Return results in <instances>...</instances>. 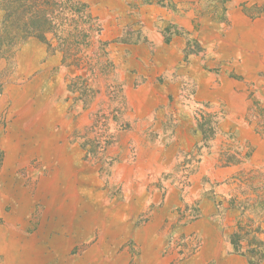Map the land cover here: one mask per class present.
<instances>
[{
  "label": "rangeland",
  "instance_id": "374dc122",
  "mask_svg": "<svg viewBox=\"0 0 264 264\" xmlns=\"http://www.w3.org/2000/svg\"><path fill=\"white\" fill-rule=\"evenodd\" d=\"M185 1L214 22L234 7L264 17V0ZM85 4L95 20L84 11L47 41L30 37L17 45L0 6V264L22 262L17 255L29 250L24 264H141L167 191L177 189L184 199L200 160L212 154L213 143L200 141L161 167L179 123L173 115H143L148 101L131 92L142 82L123 80L101 36L103 23ZM194 40L195 49H204ZM186 89L193 93L194 84ZM188 105L198 113V130L206 106ZM199 182L211 197L220 184L209 175ZM253 190L241 189L234 205L240 220L250 217L255 227L264 216V191L256 197ZM197 210V201L178 208L173 226L194 220ZM71 217L81 227L76 238L67 230ZM167 237L172 243V230ZM180 253L177 263L188 256Z\"/></svg>",
  "mask_w": 264,
  "mask_h": 264
},
{
  "label": "crops",
  "instance_id": "0c3cea01",
  "mask_svg": "<svg viewBox=\"0 0 264 264\" xmlns=\"http://www.w3.org/2000/svg\"><path fill=\"white\" fill-rule=\"evenodd\" d=\"M79 1L91 4L93 15L103 23L101 36L126 84L134 87L142 82L130 90L148 101L143 104V115H173L179 123L161 167L203 139L193 119L198 113L188 103L206 106L202 111L221 116L211 157L204 155L200 160L189 193L181 199L179 190L167 191L159 209L163 216L152 222L157 227L149 232L151 242L144 247L141 264H250L247 255L233 250L229 239L242 213L229 203V196L235 197L247 186L257 192L252 196L264 191V114L258 112L264 110V17L251 18L243 8L234 7L226 11V21L214 22L200 6L187 5L185 0H166L165 4ZM196 38L204 49H195ZM189 84H194L193 93L187 92ZM161 106L163 110L157 111ZM161 127L157 123L155 129ZM205 175L220 183L213 197L198 183ZM196 201L197 217L173 226L178 208L183 210L186 203ZM260 225L264 229V216ZM171 230L174 240L169 243ZM181 249L188 256L177 263Z\"/></svg>",
  "mask_w": 264,
  "mask_h": 264
},
{
  "label": "trees",
  "instance_id": "16d2710c",
  "mask_svg": "<svg viewBox=\"0 0 264 264\" xmlns=\"http://www.w3.org/2000/svg\"><path fill=\"white\" fill-rule=\"evenodd\" d=\"M143 2L165 4L166 0H143ZM0 6L5 12L3 27L9 34L11 44L16 45L30 37L47 41L50 32L60 33L66 25L72 24L74 20L77 21V14L84 15V11L87 12L86 18L94 19L89 13V6L79 0H0ZM82 32L84 38L89 36L87 32ZM201 117L198 128L203 135L202 141L211 143L217 135L221 116L216 112L202 111ZM235 200L236 196L231 198V205H234ZM247 219L248 223L239 221L238 229L230 234L229 239L233 250L247 255L250 264H261L264 260V236H262L264 229L260 224L254 227V221L250 220V217Z\"/></svg>",
  "mask_w": 264,
  "mask_h": 264
},
{
  "label": "bare ground",
  "instance_id": "6f19581e",
  "mask_svg": "<svg viewBox=\"0 0 264 264\" xmlns=\"http://www.w3.org/2000/svg\"><path fill=\"white\" fill-rule=\"evenodd\" d=\"M77 223L74 221V219H72V217L70 218V221L67 223V230H69V231H71V232H73V236L76 238L78 235H79V233H80V228L81 227H79L78 225H76ZM80 225H82V224H80ZM113 228V227H112ZM1 236V235H0ZM3 236V235H2ZM1 236V237H2ZM3 238V237H2ZM4 239V238H3ZM19 242V241H18ZM57 243V242H56ZM1 244V243H0ZM14 244H16V242L14 243ZM18 244V243H17ZM20 244V243H19ZM59 242L56 244V247H59ZM1 246V245H0ZM5 246V245H4ZM22 247H23V245H22ZM1 248V247H0ZM29 252H28V254L25 252V253H20L19 255H17V256H20V257H22L23 259H24V261H26L27 260V258H29ZM91 258V257H90ZM12 263H14V264H21V260H19L18 258H16V259H14V261L12 262Z\"/></svg>",
  "mask_w": 264,
  "mask_h": 264
}]
</instances>
